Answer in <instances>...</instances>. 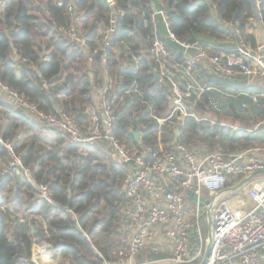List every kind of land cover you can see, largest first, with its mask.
<instances>
[{
  "label": "trees",
  "instance_id": "obj_1",
  "mask_svg": "<svg viewBox=\"0 0 264 264\" xmlns=\"http://www.w3.org/2000/svg\"><path fill=\"white\" fill-rule=\"evenodd\" d=\"M155 8L165 9L167 25L161 15H153ZM113 12L116 33L108 49L97 51L100 33ZM259 12L264 23V0ZM252 19L251 0H113L112 4L107 0H8L0 9V81L40 110L54 113L59 105L85 128L90 122L88 108L96 102L95 89L111 83L117 93L112 105L113 133L132 150L165 148L174 142L226 153L264 147V85L218 80L202 66L193 70L194 75L220 92L192 95L195 110L202 116L230 118L243 129L190 118L183 122L171 118L160 124L152 116L168 109L170 95L169 84L152 74L155 64L148 49L156 36L164 39L171 56L181 63L183 49L168 37V30L179 42L218 52L241 40L255 47L253 33L247 32ZM70 27L85 36L84 46L65 35ZM136 130L138 137L133 134ZM0 134L13 141L15 152L32 168L38 183L48 186L54 203L77 217L42 201L29 219L22 211L35 198L36 188L19 177H4L0 185L6 204L0 205V264L28 260L36 240L50 247L58 264H96V251L105 259H114L121 246L124 201L119 179L123 166L105 146L67 145L60 132L26 118L1 98ZM0 158L3 164L9 161L2 145Z\"/></svg>",
  "mask_w": 264,
  "mask_h": 264
},
{
  "label": "built area",
  "instance_id": "obj_2",
  "mask_svg": "<svg viewBox=\"0 0 264 264\" xmlns=\"http://www.w3.org/2000/svg\"><path fill=\"white\" fill-rule=\"evenodd\" d=\"M7 1L0 0V9ZM262 1L251 2L259 10ZM69 11L78 21L79 17L71 7ZM153 15H161L167 25L165 9H154ZM116 21L117 15L113 12L109 24L100 33L97 51L104 52L110 47L116 33ZM234 25L237 26V23ZM64 31L78 46L85 45V36L75 31L74 27ZM167 35L181 45L184 60L178 63L171 56L164 39L157 36L148 49L155 64L152 70L158 75L157 81L169 84L168 109L162 114H152L160 124L171 118L180 122L190 118L218 124L198 113L191 102L192 95L211 90L220 92L214 86L203 84L194 75L196 67L202 66L209 74L221 79L234 80L241 76L249 86L264 80V42L250 47L241 40L235 48L210 52L197 43L179 42L169 30ZM102 59H105L104 55ZM206 63L208 65L205 67ZM182 77L186 79L184 82ZM94 96L96 102L88 108L90 122L85 128L59 105H56L54 113L40 110L36 104L0 81V98L21 115L49 131L60 132L67 145L102 144L115 162L123 166L119 179L124 201L120 225L121 246L114 259H105L96 251V264H264V179L249 181L247 192L252 202L249 209L234 208L218 199L230 177L264 172V147L230 153L222 150L196 152L180 142H174L165 148L144 146L140 150H132L121 144L113 133L116 118L112 105L117 100V93L112 84L95 89ZM251 97L255 99L256 94ZM219 125L233 130L243 129L226 123ZM0 145L9 155L6 164L0 158V185L4 177L16 176L36 188L35 198L23 209L22 215L31 219L40 202L45 201L56 210H65L77 218L67 207L54 203L48 186L38 183L32 168L26 166L22 155L15 152L13 141L6 140L0 134ZM189 193L195 198L190 197ZM202 198L203 202L200 201ZM0 205L6 207L1 187ZM205 226L207 238L204 237ZM208 233L210 251L202 263ZM152 254L160 257L152 258ZM52 262L50 247L44 242H34L28 260L20 264Z\"/></svg>",
  "mask_w": 264,
  "mask_h": 264
},
{
  "label": "crops",
  "instance_id": "obj_3",
  "mask_svg": "<svg viewBox=\"0 0 264 264\" xmlns=\"http://www.w3.org/2000/svg\"><path fill=\"white\" fill-rule=\"evenodd\" d=\"M155 5H153V7H154ZM156 9V8H155ZM255 11H256V9H255ZM255 13V12H254ZM259 17V21L261 20L262 21V23H261V25L262 24H264L263 23V20H262V18H261V16H258ZM250 24H251V22H250ZM253 25V24H252ZM250 26V25H249ZM252 28L251 27H248L247 28V32H249V33H252ZM254 35V37H255V39H256V42H257V44L258 43H263L264 42V34L262 33H260V32H257V31H255V34H253ZM235 45L236 44H234L233 45V47L232 48H235ZM208 65V63H206L204 66L206 67ZM214 78H216V79H218V80H224V81H226V82H235V81H237V82H243V81H245V79L243 78V77H241V76H238L236 79H231V80H229V79H221V78H218L217 76H213ZM263 82H264V80H263ZM245 87V86H244ZM208 117V116H207ZM211 119V118H210ZM213 120V119H212ZM214 120H216V119H214ZM218 123V125H219V123H221V122H217ZM227 125H229V126H234V125H231V124H228V123H226ZM211 125H215V124H211ZM221 126V125H220ZM236 126H238V125H236ZM223 127V126H222ZM241 127V126H240ZM226 128H229V127H226ZM178 131H179V129H177ZM176 130V131H177ZM176 131H175V135L176 136H179V134H180V131H179V133L178 134H176ZM201 150H203V148H201ZM249 175H244V176H241V177H230L229 179H228V181H227V183H229V182H231V181H233L234 182V184L235 185H233L232 187H227L226 186V188L219 194V196H218V199L220 200V201H225V200H227V199H229L230 197H231V193H238L237 194V197H238V195L239 194H241L240 193V191H241V189L243 188V187H247V185H248V183H249V181H253V180H258V179H264V174H258V175H256V176H254L251 180H249V181H246V182H244L243 184H241L242 183V181L245 179V178H247ZM235 180H237V181H235ZM206 196V195H205ZM236 206H233L234 208H238L237 206H239V208L238 209H241V210H243V208L245 207L243 204V202H241V201H236L235 203H234ZM246 205H247V203H246ZM243 207V208H240V207ZM252 207V204H250L249 206H248V208H244V209H249V208H251ZM35 243H40L39 241H37L36 240V242ZM53 256V262L51 263V264H58V261H59V259L58 258H56V256H54V255H52ZM30 264V263H29Z\"/></svg>",
  "mask_w": 264,
  "mask_h": 264
},
{
  "label": "rangeland",
  "instance_id": "obj_4",
  "mask_svg": "<svg viewBox=\"0 0 264 264\" xmlns=\"http://www.w3.org/2000/svg\"><path fill=\"white\" fill-rule=\"evenodd\" d=\"M252 1V0H251ZM255 6L256 5H253L252 4V7H253V19L251 20V25L249 26V27H251L252 28V33L253 34H255V31H257V32H260L261 34L263 33L264 34V24H262L261 25V23H262V21L260 20H258L259 19V17L258 16H260V12H259V10H257L256 9V11H255ZM255 12V13H254ZM253 24V25H252ZM259 44V43H258ZM261 44V43H260ZM181 80L184 82L186 79L184 78V77H182L181 78ZM252 85L254 86V85H260V86H262V85H264V82H263V80H258V81H256V82H254V83H252ZM251 85V86H252ZM207 117V116H206ZM209 118H211V119H216L215 121L216 122H221V123H228V124H232V125H234V126H236L237 125V122H234L233 120H231L230 118H226V117H223V116H214V115H209L208 116ZM239 125V124H238ZM82 127H85V125H82ZM193 151H201L200 149H192ZM235 181H237V180H235ZM233 185H235L234 184V182L233 181H231V182H229V183H227V187H232ZM247 190H248V188L247 187H243L242 189H241V191H240V193L241 194H239L238 195V197H237V194L238 193H231L232 195H231V197L229 198V199H227V200H225V203L226 202H228L229 203V205L230 206H236L234 203L236 202V201H241V202H243L244 204V208H248V206L250 205V204H252V202H251V200L248 198V192H247ZM246 203H247V205H246ZM238 208H239V206H237ZM240 208H243L242 206L240 207ZM243 208V209H244Z\"/></svg>",
  "mask_w": 264,
  "mask_h": 264
},
{
  "label": "water",
  "instance_id": "obj_5",
  "mask_svg": "<svg viewBox=\"0 0 264 264\" xmlns=\"http://www.w3.org/2000/svg\"><path fill=\"white\" fill-rule=\"evenodd\" d=\"M107 1H108L109 3L113 2V0H107ZM166 11H167V14L170 12L168 6L166 7ZM150 67L152 68V66H150ZM152 74L154 75L155 79L157 80V79H158V75H157V73H156L154 70H152ZM178 133H179V131L177 130V131H176V134H178ZM133 134H134L136 137H138L139 131L136 130V131L133 132ZM258 174H264V172H254V173L250 174L247 178H245V179L242 181L241 184H243V183L246 182V181L251 180L254 176H256V175H258ZM189 195H190V197H192L193 199L195 198V197H193V195H192L191 193H189ZM200 201L203 202L204 199L202 198V199H200ZM207 216H208V221H209V223H210L211 216H210L209 213L207 214ZM209 231H210V230H209ZM209 231H208V232H209ZM210 245H211V240H210V236H209V233H208V240H207L206 250H205V254H204V258H203V260H202V263L205 261L206 257H207L208 254H209V251H210Z\"/></svg>",
  "mask_w": 264,
  "mask_h": 264
}]
</instances>
